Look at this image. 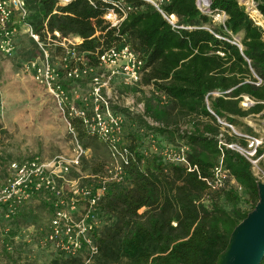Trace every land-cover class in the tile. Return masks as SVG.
Instances as JSON below:
<instances>
[{
	"label": "trees",
	"instance_id": "1",
	"mask_svg": "<svg viewBox=\"0 0 264 264\" xmlns=\"http://www.w3.org/2000/svg\"><path fill=\"white\" fill-rule=\"evenodd\" d=\"M26 1L37 30L47 20L49 27L64 34L77 33L83 38L80 50L100 43L99 36L92 35L97 26L101 25L105 42L113 37L100 17L103 7L88 0H72L56 13L55 0ZM254 1L264 16V0ZM135 2L138 8L128 14L120 32L127 34L149 67L143 81L153 83L169 99L167 105L146 102L145 115L160 123L149 124L144 114L141 120L169 142L189 144L188 159L197 169L164 161L159 153L151 158L134 153L135 144H129L126 179L112 184L100 204L107 224L96 232L95 264H215L231 231L259 198L258 176L249 159L237 150H222L217 136L222 129L219 116L233 124L251 113L264 118V30L240 0H212L213 9L228 15L224 23L199 10L196 0H167L164 10L174 12L184 27L173 26L153 3ZM218 89L222 90L218 96L207 95ZM245 95L254 99L249 107L241 105ZM187 116L191 125L183 128L181 120ZM73 122L82 144L93 149L94 160L84 156L82 169L90 174L101 171L109 147L98 135L88 133L80 118ZM247 129L251 132L252 127ZM227 138L243 142L237 134ZM263 151L261 147L259 153ZM222 152L241 190H209L204 176ZM5 255L14 260L12 254ZM81 260L59 254L55 264ZM0 264L9 261L0 258Z\"/></svg>",
	"mask_w": 264,
	"mask_h": 264
},
{
	"label": "built area",
	"instance_id": "2",
	"mask_svg": "<svg viewBox=\"0 0 264 264\" xmlns=\"http://www.w3.org/2000/svg\"><path fill=\"white\" fill-rule=\"evenodd\" d=\"M71 1L55 0L53 12H62L61 7ZM88 1L103 7L100 17L105 29L113 30L114 38L105 42V37L100 35L103 32L101 25L97 26L92 35H98L100 43L94 49L84 51L79 49L83 38L77 33L64 34L58 27H49L47 20L40 31L37 30L29 18L31 9L26 0H0V52L13 54L21 34L35 40L40 54L27 60L24 69L32 72L35 80L46 87L66 121L73 143L70 152L60 151L50 157L31 155L13 159L8 164L5 178L0 180V215L13 217L34 196L46 195L52 215L38 243L58 254L79 257L82 259L80 264H95V256L99 252L96 232L101 231L106 221L101 201L112 184L125 181L126 165L132 154L122 138L124 114L115 110V105L121 101L120 86L143 83V77L149 70L127 34L120 32L128 14L138 8L135 0ZM142 1L153 3L173 26L184 27L178 24V16L174 12L167 14L164 10L167 0ZM211 4L212 0H196L199 10L211 16L214 22L224 23L228 16L225 10L213 9ZM91 19L96 21L95 17ZM57 50L59 54L56 55L54 51ZM57 62L60 64L56 65ZM257 78V83H260L262 79ZM84 79L88 87L83 91L80 81ZM221 93L222 90L218 89L209 91L207 95L218 96ZM207 101L209 103L208 96ZM241 103L249 107L254 99L245 95ZM75 117L81 119L88 133L98 135L109 147L108 159L97 173L72 175L73 172H81L82 159L87 152L73 122ZM218 120L222 123L217 136L219 147L239 151L249 159L253 169L259 168L263 138L252 131L237 130L225 118L219 116ZM235 134L243 142L238 138H227V135ZM165 145L166 148L159 152L164 161L183 164L187 170L197 169V165H192L188 159L189 144ZM204 179L211 191L230 187L242 189L225 165L223 152ZM6 245L13 251V245Z\"/></svg>",
	"mask_w": 264,
	"mask_h": 264
},
{
	"label": "rangeland",
	"instance_id": "3",
	"mask_svg": "<svg viewBox=\"0 0 264 264\" xmlns=\"http://www.w3.org/2000/svg\"><path fill=\"white\" fill-rule=\"evenodd\" d=\"M240 2L264 30V16L259 13L255 1ZM239 37L240 34H237L236 38ZM38 50L39 47L33 38L21 34L16 40L13 54L6 55L0 52V180L5 178L8 164L13 159L31 155L50 157L60 151L70 152L73 149L72 135L54 100L46 87L35 80L33 73L24 69L27 60L40 54ZM54 52L56 55L59 54L58 50ZM55 64L59 65L60 62ZM80 83L83 91L87 89L88 83L85 79ZM121 88V101L115 105V110L124 114L122 138L127 146L135 144L136 147L132 150L134 153H143L145 157L151 158L153 154L165 149L167 146L165 144L179 145L178 142H169L164 136L147 128L141 120L149 99L152 103L167 105L168 97L156 89L153 83L144 81L136 86L122 85ZM145 118L149 124L160 123L149 115H145ZM188 118L187 116L181 120L183 128L191 125L189 124L191 121H187ZM237 119L234 127L246 132H250L247 126L252 127L251 131L263 138L264 149V118L259 113H251ZM86 149L85 157L94 160L93 149L89 147ZM101 150L98 149L99 153ZM99 155L95 157L98 158ZM161 158L163 159L162 155ZM253 171L258 178L264 180V151L260 167L254 168ZM86 173H88L86 169H81V172L76 171L72 175L76 177ZM51 215L49 200L42 193L22 205L13 217L6 218L0 215V258L9 261V264H55L59 254L43 248L38 243ZM105 220L103 226L107 224V219ZM6 244L13 245V251L8 249ZM5 252L12 254L10 256L14 260L8 259Z\"/></svg>",
	"mask_w": 264,
	"mask_h": 264
},
{
	"label": "water",
	"instance_id": "4",
	"mask_svg": "<svg viewBox=\"0 0 264 264\" xmlns=\"http://www.w3.org/2000/svg\"><path fill=\"white\" fill-rule=\"evenodd\" d=\"M259 198L229 235L215 264H260L264 258V180L257 179Z\"/></svg>",
	"mask_w": 264,
	"mask_h": 264
},
{
	"label": "crops",
	"instance_id": "5",
	"mask_svg": "<svg viewBox=\"0 0 264 264\" xmlns=\"http://www.w3.org/2000/svg\"><path fill=\"white\" fill-rule=\"evenodd\" d=\"M38 52H40L39 50H38ZM123 86H127V85H123ZM120 88H121V86H120ZM122 89V88H121ZM242 105V104H241ZM257 114V113H256ZM248 116V115H247ZM241 118L242 117H246V116H240ZM161 137V136H160Z\"/></svg>",
	"mask_w": 264,
	"mask_h": 264
},
{
	"label": "bare ground",
	"instance_id": "6",
	"mask_svg": "<svg viewBox=\"0 0 264 264\" xmlns=\"http://www.w3.org/2000/svg\"><path fill=\"white\" fill-rule=\"evenodd\" d=\"M257 11V10H256ZM258 12V11H257Z\"/></svg>",
	"mask_w": 264,
	"mask_h": 264
}]
</instances>
